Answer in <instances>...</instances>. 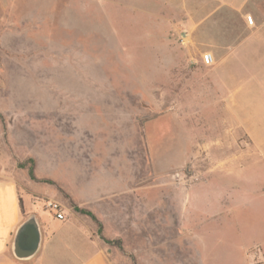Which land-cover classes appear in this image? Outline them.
<instances>
[{
    "label": "rangeland",
    "instance_id": "374dc122",
    "mask_svg": "<svg viewBox=\"0 0 264 264\" xmlns=\"http://www.w3.org/2000/svg\"><path fill=\"white\" fill-rule=\"evenodd\" d=\"M177 5L0 0V173L53 264L86 237L114 264H264V133L214 100Z\"/></svg>",
    "mask_w": 264,
    "mask_h": 264
},
{
    "label": "crops",
    "instance_id": "0c3cea01",
    "mask_svg": "<svg viewBox=\"0 0 264 264\" xmlns=\"http://www.w3.org/2000/svg\"><path fill=\"white\" fill-rule=\"evenodd\" d=\"M177 9L179 28L190 38L199 64L210 73L214 100L231 103L225 107L234 110L235 115H239L236 102L242 103L243 115L239 117L252 119L250 123L259 128L254 132L264 133V126L255 123L264 117V0H178ZM247 17H251V25ZM204 54L212 56V64L202 63ZM259 193L264 197V185ZM20 201L23 206L15 180L0 173V264H53L52 258L58 257L53 248L57 232L34 214L31 216H35L40 231L37 254L25 261L12 255L15 233L27 220L21 214ZM261 212L264 215V209ZM84 248L87 249L84 255H70L59 263L114 264L97 241L86 237ZM39 253L41 259L35 261Z\"/></svg>",
    "mask_w": 264,
    "mask_h": 264
},
{
    "label": "water",
    "instance_id": "95a60500",
    "mask_svg": "<svg viewBox=\"0 0 264 264\" xmlns=\"http://www.w3.org/2000/svg\"><path fill=\"white\" fill-rule=\"evenodd\" d=\"M40 248V231L35 216H30L17 229L12 243V255L20 261L33 258Z\"/></svg>",
    "mask_w": 264,
    "mask_h": 264
},
{
    "label": "built area",
    "instance_id": "2783aa9c",
    "mask_svg": "<svg viewBox=\"0 0 264 264\" xmlns=\"http://www.w3.org/2000/svg\"><path fill=\"white\" fill-rule=\"evenodd\" d=\"M246 21H247L248 24H250V25L252 24L251 17H247ZM186 38H187L186 35H182L181 41L184 42ZM202 62L205 65H210V64L213 63V58H212V56L210 54H204L202 56ZM47 207H48V209L50 211H52L53 213H55V218L57 220H59V221L63 220V215L61 213L60 206L58 204H56V203H49Z\"/></svg>",
    "mask_w": 264,
    "mask_h": 264
},
{
    "label": "trees",
    "instance_id": "16d2710c",
    "mask_svg": "<svg viewBox=\"0 0 264 264\" xmlns=\"http://www.w3.org/2000/svg\"><path fill=\"white\" fill-rule=\"evenodd\" d=\"M19 206H20V211H21V214H22V216H23V215H24V213H23V208H22L21 201L19 202Z\"/></svg>",
    "mask_w": 264,
    "mask_h": 264
}]
</instances>
